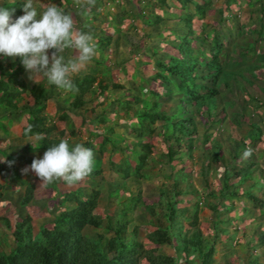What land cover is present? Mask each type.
I'll use <instances>...</instances> for the list:
<instances>
[{
  "label": "trees",
  "instance_id": "obj_1",
  "mask_svg": "<svg viewBox=\"0 0 264 264\" xmlns=\"http://www.w3.org/2000/svg\"><path fill=\"white\" fill-rule=\"evenodd\" d=\"M63 1L55 11L26 0H0L2 35L9 28L2 39L15 54L10 64L0 63V110L17 119L23 112L30 116L22 135L36 136L37 141L25 149L34 155L39 149L67 161L72 158V166L57 162L66 169L64 174L53 164L46 168L65 186L50 203L36 196L33 182L21 180L31 172L24 173L28 170L22 167L16 173L17 190L0 181V200L11 203L16 215L13 222L0 217V264H215L219 241L228 246L219 264H235L233 256L240 264H264V146L258 148L264 145V77L256 71L264 68L262 0L247 2L242 14L230 7L241 6L243 0H224L208 21L204 19L210 0H113L119 2L118 10L107 12L110 18H102V25L112 27L124 42L114 40L111 47L112 35H106L99 24L86 23L77 29L79 42L71 46L84 47L81 59H90L89 50L100 46L101 56L108 50L112 65L98 56L92 59L95 66L71 73L66 80L65 55L71 47L57 35L60 44L52 47V54L54 66L60 63L59 73L54 81L47 76L48 85L32 86L33 73L22 62L36 54L35 41L44 42L37 32L44 10L55 23H70L72 0ZM129 19L132 24L121 29ZM65 35L73 39L71 33ZM143 37L156 41L140 43ZM164 42L173 50L160 46ZM121 44L129 55L118 59ZM248 54L247 63L243 57ZM141 55L145 60L130 62ZM47 58L40 54L38 71H53ZM102 63L117 68L121 80L112 73H96ZM245 63L250 64L248 69ZM58 87L67 88L66 97L58 99ZM27 91L32 100L21 104V95ZM224 93L230 98L221 102ZM52 98L63 110L60 133H76L69 127L73 113L80 115L83 124L89 123L92 139L70 141L51 135L54 125L47 123L43 109ZM91 101L93 107L86 108ZM199 116L207 123L200 132ZM115 117L119 121L113 123ZM225 118L231 128L228 137L210 138L209 128ZM101 125L105 127L100 129ZM153 136L161 138L163 147L153 145ZM94 138H100L97 145ZM104 150L116 152L118 159L109 155L98 165ZM19 155L16 160L34 165L33 156L23 151ZM10 194L15 196L11 202ZM242 197L249 206L236 209L234 216L222 214L235 208L223 206L224 201ZM201 207L217 216L209 218L206 233L198 224ZM30 208L44 214L37 230ZM245 216L260 222L248 225L243 245H232L233 231L224 225L233 218L246 220Z\"/></svg>",
  "mask_w": 264,
  "mask_h": 264
},
{
  "label": "rangeland",
  "instance_id": "obj_2",
  "mask_svg": "<svg viewBox=\"0 0 264 264\" xmlns=\"http://www.w3.org/2000/svg\"><path fill=\"white\" fill-rule=\"evenodd\" d=\"M31 2L33 5L36 4L37 6H41L43 9L45 8H49L52 7L53 10L57 11L59 8V4L60 3H64L63 0H26ZM204 1H208V0H204ZM211 4L206 5L207 11H206V18L204 20L208 21L210 19H212L214 12L217 8H221L224 6L223 2L224 0H210ZM252 0H243L241 3V6L235 5V4H230L231 7L230 9L232 11H237V13H244V11L247 8V2H249ZM263 4H264V0H262ZM118 1H111V0H99L98 2H96V0H72V2L70 3V23H65V22H57L55 23V21H52V19L49 18L48 15H50V13H47L46 10H44L40 16V18H42V20L44 21L42 23V25L39 27V29L37 30V32L39 33L40 37H44V42H39V39L37 41H35L36 44H38V46L36 47V54L33 56H30L28 59L24 60L22 62V67L24 69H26V71H32V76H31V84L32 86H37L39 83H43L45 85H48V80H47V76L49 77L48 79H52L54 81V78L56 77L55 74H57V68H59L58 63L57 66H54L53 63V59L55 58L54 54H52V47L59 45L60 43L57 41V35H58V39L59 41L65 43L66 45L69 46V48L71 46H76V42H79V37H78V31L77 29L79 28V26H81L82 24H86V23H90V24H94V25H100L102 26V28H104V33L106 35H112V41L113 43H110L109 46L111 45L114 46V40L116 42V40H120L122 41V43L124 42V39L121 35L117 34L116 32H113L112 27L108 26L107 24L102 25L103 22L101 21L102 18H104L106 20L110 18V15L107 14V12L110 13H115L118 10ZM122 5L124 6L123 8H125V3L124 1L121 2ZM240 7V9H239ZM23 8V7H22ZM22 15L24 18L27 17V14L25 12L22 11ZM57 15V14H56ZM59 15H57L58 17ZM47 19H49V21H46ZM132 21L129 20H124V24L122 25L121 29H124L126 27H128L129 25H131ZM107 23V22H106ZM131 23V24H130ZM196 26L199 25V22H194ZM49 26V29H48ZM136 26H137V30L139 35H142L143 33V28H142V24L140 23L139 20L136 21ZM46 27V28H45ZM9 31V28H7L6 31H3V35L1 33V28H0V63L4 64V65H8L10 64L11 61H14V57L15 54L12 51V48H10L11 46L8 43H5L2 39V37L5 36V39L7 37V33ZM65 33H71L72 36V40L70 41L69 38L66 37ZM46 36L48 37V40H46ZM133 38V36H131ZM168 39H170L169 36H167ZM134 39V38H133ZM132 39V40H133ZM136 39V38H135ZM141 42L140 43H145V44H150L151 42H155L156 40L150 38V37H143L142 39H140ZM264 40V39H263ZM111 41V42H112ZM161 42V41H160ZM87 44V43H86ZM85 45V43H84ZM122 45V46H121ZM120 45V51L121 53H119L117 56H115V58L117 57L118 59H121L122 57H126L127 55H129V51L127 49V46L125 44H121ZM160 46H164V48H166V50H173L170 47V44L167 43H163ZM100 46H94L92 49L89 50V57L90 59H81L79 58L82 54V51L84 50V47H78L77 48H70V52L67 53V56L65 55V63L67 64V69L69 72V75L66 76V80L70 79V76H72L71 73L73 74H77L79 71H87L89 70L90 67L95 66V62L94 60H92L93 58L98 59L102 58L104 59V63H109V65H112L109 61L112 58H108V50L102 52V56H101V52L98 51V48ZM42 48H44V50H41ZM80 48V49H78ZM163 48V47H162ZM163 48V49H164ZM57 49V48H56ZM165 50V49H164ZM43 53L44 55H46L47 61L53 65V71L49 72H45L42 73L40 71L37 70V64L40 63V54ZM85 54L87 52V50L84 52ZM83 53V55H84ZM257 54L259 53V51L256 52ZM257 57V55H256ZM243 58H246L245 62H250L249 60V54L244 56ZM139 60L143 61L145 60L144 56H138L135 57L134 59L130 60L133 61V63H137ZM232 60V59H230ZM128 62V63H130ZM99 64L97 66V71L96 73H99V75L102 74H110L112 73L115 76L116 80H121L119 77V73L117 68H107L105 65ZM127 63V66L129 67V64ZM150 63L152 62V59L150 61ZM250 64H246L245 63V68L248 69ZM47 66L43 65V68L45 69ZM131 70L134 71V68L131 67ZM237 67L235 69H233V71H236ZM256 71L258 73L259 76L264 77V68L262 67H258L256 68ZM59 73V70H58ZM122 82V81H120ZM30 84V82H29ZM30 88V86L28 87V89ZM58 89L60 90V94L58 95V99L66 97V91L67 88H65V90L60 89V87H58ZM19 90H21V87H19ZM242 94V93H241ZM21 97L23 98V100H20L21 104H25L26 102H31L32 100V96L29 94V91L27 92H23ZM230 97L228 95H225V93L223 94V99L221 102L226 101L227 99H229ZM99 101V100H98ZM221 102H219V106L221 105ZM93 101L88 102L86 104V108H91L93 107L92 105ZM19 113V112H18ZM16 113V114H18ZM63 113V110H61L60 108H58L57 103L55 101V99H48L47 102L45 103V107L43 109V114L47 117L48 121L47 123L50 125H54L51 129V131H53L51 133V135L55 134V137L60 139V140H76L78 138H81L82 141H85L86 139H92V136L89 135V128H91V126L87 124H83L81 122V117L80 115H75V114H69L70 115V125L69 127H71V129H73L74 131H76V133L74 135H69V134H62L60 133V131L62 130V128H64V123L61 119V114ZM19 115V114H18ZM30 117L27 113L23 112L20 116L19 119H17L14 115L11 116L8 113H3L0 110V167H1V172L4 173L3 176H1V172H0V176H1V183H4V185L7 186H12L13 190H17L18 186L16 185L17 180L19 179L16 175L17 172H19L18 167H22L21 169H26L28 171H24L25 172H29L25 173L27 175H23L24 179H21L22 181H31L33 182V185L35 187V191H36V196H40L41 198H43L46 202L50 203L51 200L53 199L54 195L57 192H62L64 190V187L62 184H64V182L61 181H56L52 175V172H48L46 170V168L49 167V165L53 164V166L55 167V169L57 170V172H60L61 174H64L66 171L62 170L59 166L58 163L60 162H65L68 164H70V166H72V158L70 160H66L67 158H64L61 155H56L53 154L51 152H45L42 150H37L36 154L34 155L33 152L28 151L26 148L27 144H33L36 143V136H23L22 132H23V123L26 121V118ZM119 119L118 118H114V120L112 121L113 123L118 122ZM134 123H136V118L135 120H133ZM106 125H111V122H107L105 123ZM207 123L204 122V119L199 116L198 121L196 122L197 125V131L200 132L204 126ZM95 127V126H94ZM100 129H103L105 126H99ZM93 128V126H92ZM209 133H210V138H213L214 136H219L220 138H227L229 135V132L231 131V128L229 126V121L227 118H225L223 121L217 122L214 124V126L209 128ZM151 142L153 143V145L158 149L163 147V142L161 141V138L158 136H153L151 139ZM100 138L98 139H93V143L95 145H97V143H99ZM194 145L197 146V139L194 141ZM264 145L263 144H259L258 148L261 149ZM83 149V148H81ZM199 150V149H198ZM21 151L25 152V154H27L28 156H33L34 158V165L33 166H28L27 164H23L21 163L20 160H16V157L21 153ZM110 151L108 150H104V154L103 156H101L98 165L106 162L108 159V156L111 155V158L113 159H118V154L116 152L110 154ZM33 153V155H32ZM199 151L196 152L195 155H198ZM20 156V155H19ZM189 160V159H187ZM185 161V163L187 165H190V160L189 161ZM70 161V162H69ZM58 162V163H57ZM82 161H80L81 164ZM96 164V163H94ZM9 166V167H7ZM264 166V165H263ZM8 168H12V170L15 171L11 172ZM14 173V174H13ZM214 184V188L216 186V182L213 181ZM67 187V185H66ZM13 198V199H12ZM12 199V200H11ZM9 200L10 202L15 200V196L13 194L9 195ZM232 201V202H231ZM11 204V203H10ZM9 204V202L6 201H2L0 200V217L1 216H7L9 218V220L11 222L14 221L16 215H14V207L11 206ZM227 205L231 206L233 205L235 208H232L229 212H222L223 215L225 216H234L236 209H241L243 206H249L250 202L247 201V199L245 197H242L240 199L237 198H232L230 199V201H224L223 206ZM202 206V204H201ZM111 210H113V208H110ZM99 212H101L103 215L106 213L104 211H102L101 209L98 210ZM110 211V210H109ZM29 215L32 217V221L34 224V229L37 230L39 225H36L37 221L40 220L39 218L41 216H43L40 211H38L35 208H30L28 210ZM237 213V212H236ZM238 213H240L238 211ZM199 217H198V224L199 227L202 231V233H206L207 231V227H209V218L212 215L210 209L208 208H202L201 207V211H199ZM224 217V216H223ZM213 218H217V216L215 215ZM246 220H240L238 218H233V220H231V223H226L224 226L228 228V230L233 231V239H232V245H243V239L244 237L247 235V232L250 231L248 230V225L252 224H257L258 222H260V219L256 218L253 220H250L247 218V216H245ZM141 232L143 233L145 230L144 228H140ZM231 234V235H232ZM221 236V235H220ZM243 242V243H242ZM226 241H219L217 243V250L214 254V259L216 260L215 264H219L220 262L222 263V259L225 256V253H227L226 251L228 250V246H226ZM258 250H260L261 248H257ZM227 257V256H226ZM220 260V261H219ZM232 261L235 262V264H240L238 262L237 259H235V257H232Z\"/></svg>",
  "mask_w": 264,
  "mask_h": 264
}]
</instances>
